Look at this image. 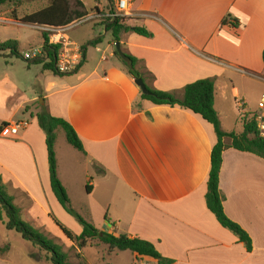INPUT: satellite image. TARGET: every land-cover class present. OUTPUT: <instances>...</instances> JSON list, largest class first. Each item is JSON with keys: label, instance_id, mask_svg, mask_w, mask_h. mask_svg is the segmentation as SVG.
Listing matches in <instances>:
<instances>
[{"label": "crops", "instance_id": "crops-1", "mask_svg": "<svg viewBox=\"0 0 264 264\" xmlns=\"http://www.w3.org/2000/svg\"><path fill=\"white\" fill-rule=\"evenodd\" d=\"M115 4L97 6L99 16L108 15ZM131 13L126 25L152 36L130 31L119 43L157 91L180 98L187 84L214 78L218 114L217 99L227 97V87L220 83L225 68L262 71L264 0H132ZM24 16L17 13L9 20L0 15V25L39 29L24 23ZM99 23L101 33L110 36ZM100 37L92 40L98 41L95 47ZM113 47L112 42L104 48L90 71L81 65L66 78L49 71L54 76L37 85L50 116L67 121L82 143L83 152L68 144L62 155L55 154L70 207L87 213L89 196L100 194L99 209L106 215L102 231L150 242L173 264H264V160L231 148L222 154L223 211L250 237L248 252L205 204L216 143L212 126L188 110L141 99ZM36 98L7 74L0 78V178L27 221L41 225L53 220L49 211H65L50 188L45 133L28 107ZM19 121L27 127L16 135L2 126ZM89 162L101 176V193L89 180ZM105 253L117 256L108 249ZM130 256V264H156Z\"/></svg>", "mask_w": 264, "mask_h": 264}, {"label": "trees", "instance_id": "trees-1", "mask_svg": "<svg viewBox=\"0 0 264 264\" xmlns=\"http://www.w3.org/2000/svg\"><path fill=\"white\" fill-rule=\"evenodd\" d=\"M27 1L29 0H0V7L6 6L12 8L11 17L16 19L17 11L15 9L25 4ZM95 10L98 11L97 8H95ZM87 16L88 13L84 9L81 0H73L72 4L70 3V0H50L46 7L25 15L22 18V21L39 28H60L85 19ZM106 21L105 31L110 34L114 44L120 42V36L122 34L130 31L143 37H151V34L144 28H131L126 25V18H106ZM223 23H225L224 20ZM41 33L43 45L47 46V35L42 31ZM97 43L98 41H93L90 42L89 45L95 46ZM7 51L12 55L18 56L17 43L12 41L0 43V56ZM49 54H51V52ZM114 55L126 66L128 74L133 79L140 78L145 83V86L151 95L146 96L141 94V99L147 100L154 105L177 106L181 109L188 110L212 126L216 137V143L213 146L210 155V168L206 182L205 204L209 212L214 215L217 222L223 228L230 231L238 241L244 245L245 249L250 252L252 249L250 237L238 224L232 222L223 211V202L225 198L219 189V175L222 164V154L228 148L239 152L250 153L264 160V139L258 137L255 121L248 120L247 117L242 119V133L224 132L221 129L218 114L214 109V78L201 79L187 84L183 88L182 96L178 98L174 94L157 91L148 86L144 75L135 70V65L137 63L135 58L125 54L130 60V63L126 64L120 59L116 51L114 52ZM261 58L264 64V50ZM32 64H42L44 70L51 71L53 74L61 76V74H58L54 68L53 57L51 55L48 63L35 61ZM81 65L82 62L80 66ZM37 121L40 129L46 136L45 145L51 191L60 207L69 215L75 216L79 219L82 224L80 233L74 237L60 227V231L65 237L70 241H74L79 250L84 249L87 246L97 247L96 244H94V242H97L99 245L105 246L109 253L130 252L134 254L137 259L147 258L155 261L156 264H173V260L163 258L150 242L139 238H130L126 235L116 236L100 231L83 221L75 213L70 207L66 191L57 176V163L54 152L55 130L61 128L65 134L66 142L79 152H83L82 143L73 128L63 119L38 115ZM2 126L7 127L6 124ZM86 191L90 192L91 188L87 186ZM3 215H5L7 219V228L21 234L24 240L32 243L39 249V251L47 254L48 261H50L51 264H70L68 256L58 245L45 238L39 232L33 230L25 221H23L21 209L15 204L13 197L7 193V189L0 178V220H2ZM52 219L58 226L56 220H54L53 217ZM2 250H7V247L0 249V252Z\"/></svg>", "mask_w": 264, "mask_h": 264}, {"label": "rangeland", "instance_id": "rangeland-1", "mask_svg": "<svg viewBox=\"0 0 264 264\" xmlns=\"http://www.w3.org/2000/svg\"><path fill=\"white\" fill-rule=\"evenodd\" d=\"M113 1L114 0H81L88 15L99 5L106 9L111 8L110 6H112L111 3ZM49 2L50 0H29L15 10L18 15L22 17L46 7ZM70 3L72 4L73 0H70ZM11 9L12 8L10 7L3 6L0 8V15L11 20ZM101 30L102 28L99 21L95 20L86 21L69 29L65 33L66 39L85 50V60L82 61V70L90 71L93 68L94 63L99 60L101 52L104 48L111 46L112 44L111 36L103 35ZM41 34L40 29L35 27H27L23 25H0V43L7 41L16 42L18 48V56L12 55L9 51L0 56V78L7 74L10 79L16 82L24 91L32 92L35 96H37L36 101L28 106L33 113V118H37L38 115L50 116L47 104H43L41 102L43 99L42 95L39 93L37 85L39 83L40 86H44L46 79L50 77L47 75L53 74L49 71L42 70V65H31L27 63L22 59V55L29 49L43 43ZM99 36H102L100 37L101 43H99L96 47L89 45L94 38H99ZM96 48H98L100 52H98ZM111 49L112 47L110 50ZM113 49H115V47H113ZM105 56L108 57V52ZM118 61L126 68V66L119 59ZM224 70L225 75L221 78L220 83L223 87H227V97L226 99L218 98L216 102V109L220 116L221 128L226 132L242 133V111H244L248 116L255 113L257 111V102L261 94L264 93V65L261 73H246L242 69H237L238 73L226 68ZM42 73L49 74L42 76ZM69 75L71 74L61 76L62 78H66L70 77ZM150 83L151 82H147L148 86H150ZM239 102L245 105L244 109H238L237 106ZM27 119L30 120L31 117L28 116ZM66 146H68V143L66 142L65 134L61 128H57L55 130V154L57 151L59 155H62L63 149ZM89 180H92V182L95 183L101 193V176L98 175L96 168L92 167L90 162ZM7 193L9 194V191H7ZM102 201L103 197L100 194L91 197L89 196V209L87 210V213L84 210H81L80 213L75 211V213L88 224L90 218L92 223L90 225L100 231H102L101 228L104 225V220L106 219V215L104 216L103 214L104 211L99 209V203H102L103 205ZM58 212L59 209L55 210V212L49 211V213L54 216L52 217L56 220L58 226L53 220H47L48 223L41 225H37L33 221L28 222L23 213L22 219L33 230L39 232L45 238L58 245L68 256L70 264H130L132 259L130 252L117 253V256H110L109 258V256L105 253L107 248L105 249V246L99 245L97 242H94L97 247L87 246L81 250L77 249L76 243L67 239V237H65V235L60 231V227L65 229L74 237L80 233L82 224L75 216L69 215L66 212L58 214ZM6 223V216L3 215L2 220H0V249L7 247V250H2L0 252V254L3 255V257H0V264H51V262L48 261L47 254L39 251V249L32 243L24 240L21 234L8 229Z\"/></svg>", "mask_w": 264, "mask_h": 264}, {"label": "built area", "instance_id": "built-area-1", "mask_svg": "<svg viewBox=\"0 0 264 264\" xmlns=\"http://www.w3.org/2000/svg\"><path fill=\"white\" fill-rule=\"evenodd\" d=\"M131 2L132 0H116V4L113 10H110L108 15L99 16V10L95 9L90 12V14L82 20L76 21L66 27L52 28V27H42L39 28L40 31L46 33L47 35V46L42 45L39 47H34L29 49L27 52L23 53L22 59L26 62L42 61L48 63L50 61V55L53 57V64L56 72L61 75L74 73L83 61V50L80 46L70 42L65 37V33L86 21H100L106 26L107 19L112 18H128L132 17L131 13ZM51 52V54H49ZM264 82V80H263ZM238 109H244L245 105L243 103H238ZM242 111V116L248 118V120H254L256 123V133L259 138L264 139V93L261 94L257 102V111L249 116ZM27 127V122L19 121L15 122L7 129L11 135H16L20 129H25Z\"/></svg>", "mask_w": 264, "mask_h": 264}, {"label": "water", "instance_id": "water-1", "mask_svg": "<svg viewBox=\"0 0 264 264\" xmlns=\"http://www.w3.org/2000/svg\"><path fill=\"white\" fill-rule=\"evenodd\" d=\"M115 51H116V53L118 54V56L120 57V59H121L123 62H125V63H127V64L130 63L129 58H128V57L125 55V53L122 51L119 42H118V43H115ZM134 84L139 88V90L141 91V94H142V95H146V96L151 95L150 92H149V90L146 88L145 83L143 82L142 79H140V78H136V79H134Z\"/></svg>", "mask_w": 264, "mask_h": 264}]
</instances>
